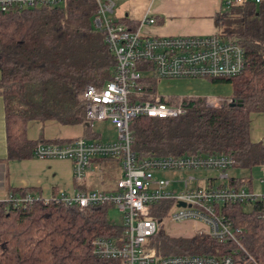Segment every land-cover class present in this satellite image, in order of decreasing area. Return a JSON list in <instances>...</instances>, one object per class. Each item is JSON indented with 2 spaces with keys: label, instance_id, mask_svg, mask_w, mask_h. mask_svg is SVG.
I'll return each mask as SVG.
<instances>
[{
  "label": "trees",
  "instance_id": "16d2710c",
  "mask_svg": "<svg viewBox=\"0 0 264 264\" xmlns=\"http://www.w3.org/2000/svg\"><path fill=\"white\" fill-rule=\"evenodd\" d=\"M95 0H65L58 5H40L0 11V95L4 101L7 159L33 155L39 141L26 135L30 119H56L64 124H83L82 137L93 138L86 115L84 89L103 87L112 78L116 58L104 31L92 24ZM218 31L238 41L246 54V65L231 77H209L231 85L230 98L208 105L204 95L169 94L163 101H180L185 113L172 117L138 115L129 121L131 148L137 158L168 154H227L231 166L252 168L264 163V144L250 135V115L264 113V0L233 1L215 15ZM127 26L133 24L121 18ZM143 90H157L154 78L144 76ZM115 157H108L111 159ZM104 159V158H102ZM105 160V159H104ZM230 186L250 188L251 178L227 174ZM212 185V184H211ZM10 194L23 196L33 187H10ZM16 205L0 200V264H124L120 258L92 253L97 235L117 236L123 225L111 222L112 203L77 206L39 196ZM170 201L153 204L158 220L150 245L159 254L231 251L234 244L203 232L192 237L170 236L160 220ZM239 229L238 238L257 264H264V197L228 203L220 207ZM245 253L235 256L237 263ZM244 264H252L245 263ZM239 264V263H238Z\"/></svg>",
  "mask_w": 264,
  "mask_h": 264
},
{
  "label": "built area",
  "instance_id": "2783aa9c",
  "mask_svg": "<svg viewBox=\"0 0 264 264\" xmlns=\"http://www.w3.org/2000/svg\"><path fill=\"white\" fill-rule=\"evenodd\" d=\"M65 0H0V11L21 8L58 5ZM97 9L92 16V24L104 31L105 40L110 45L116 67L112 78L101 88L93 84L84 89L86 115L91 122L109 120L118 130L113 140H88L77 136L61 142L39 141L33 147V157L61 158L72 161L73 175L82 179L97 157H115L120 162L123 175L116 182V189L104 192L97 189H79L64 193L59 191L51 198L61 200L63 204L93 206L112 203L122 213V234L117 236L97 235L92 240V253L103 258H120L124 264H257L247 254L239 241V229H232L231 221L220 211L225 204L241 201H253L264 197V189L257 192L243 185L230 186L225 181L208 184L203 187H189L190 179H167L154 175L157 170L189 169L194 167H213L223 172L231 168L232 158L227 154H168L139 159L131 148L129 121L138 115L154 117H172L185 113L181 102L173 104L163 101L168 97L158 90H143L141 80L144 76L159 80L192 79L200 77H231L244 69L246 57L238 41L224 37L219 31L208 34H146L141 30L143 23H152L153 16L144 14L137 27H129L120 18L113 16L114 0H95ZM233 1L227 0V4ZM259 2L260 0H254ZM182 96V95H179ZM208 105H217L223 97L205 96ZM264 186V176L260 178ZM182 181L184 188L174 189L172 183ZM39 196L26 193L23 196L10 194L7 200L16 205L33 202ZM49 198V199H51ZM47 200L48 198H44ZM48 199V200H49ZM168 200L170 206L160 220L181 221L189 218L201 226L193 227L195 233L203 232L220 242L229 240L234 244L231 251L212 254L185 252L159 254L150 245L151 237L156 233L158 220L151 214V208L157 201ZM184 202V205L178 202ZM194 233V234H195ZM193 234V235H194ZM245 253L241 262L236 263L235 256Z\"/></svg>",
  "mask_w": 264,
  "mask_h": 264
},
{
  "label": "crops",
  "instance_id": "0c3cea01",
  "mask_svg": "<svg viewBox=\"0 0 264 264\" xmlns=\"http://www.w3.org/2000/svg\"><path fill=\"white\" fill-rule=\"evenodd\" d=\"M121 3L122 4H120L119 9L120 13L119 15H116V17L120 19L126 17L127 21L129 20L134 27H137L144 14H149L150 16H153L154 21L152 23H143L141 30L143 33L155 34V36L168 34H212L213 32L218 31L219 28L215 15L217 12L228 6L227 0H123ZM196 79L205 80L212 83L209 77H197L186 80ZM159 82H161V80L157 82V85ZM214 83L227 84L225 82ZM187 94L183 93L179 95ZM230 94L231 91L228 93V95H220L219 93L216 94V96L223 98L227 97L229 99L231 97ZM201 95L207 96L208 94ZM4 106L5 104L3 98L0 95V200L8 199L10 195V187H33V195L48 199L52 196H56L61 190H63L64 193H69L76 190L78 191L79 189H97L104 192H109L116 189V182L123 175L120 162L117 160V158H93L86 175L82 179L78 180H76L73 175L74 171L72 170V161L69 159L62 160L61 158H35L33 155L22 159H7V132H5L6 118ZM252 115H260L264 118V113L262 112L257 114L252 113L250 115V123ZM93 123L94 121L92 122L91 127L93 131L96 132V136L91 139L102 140L101 134L97 129L94 128ZM251 125V137L256 141L262 140L264 144V135H262V137H255L251 131ZM84 130L83 124H61L60 121L56 119H30L26 125V135L34 142L39 139L49 141L52 139L67 140L71 138H77V136H83ZM87 139L91 140L89 138ZM115 169L122 171L117 180L115 179L111 182L106 180L103 173ZM159 171L160 170H157L156 172ZM195 179L196 178L193 177L190 180ZM196 180L197 182L195 186L203 185L200 183L199 179ZM204 180V185L215 184L213 177L209 176ZM178 182L180 181L172 183V186L175 190L178 189ZM250 188L256 190L253 187L252 180ZM193 223V227L201 226V223Z\"/></svg>",
  "mask_w": 264,
  "mask_h": 264
},
{
  "label": "rangeland",
  "instance_id": "374dc122",
  "mask_svg": "<svg viewBox=\"0 0 264 264\" xmlns=\"http://www.w3.org/2000/svg\"><path fill=\"white\" fill-rule=\"evenodd\" d=\"M115 1V7L113 16L119 15L120 13V4L123 2V0H114ZM158 91L160 90L164 94H187V93H196L198 95L201 94H208L212 97H215L216 94L220 95H228V93L231 91V86L228 84H213L210 82H207L205 80H161L158 84ZM251 131L255 137H262L264 135V118L260 115H252L251 119ZM94 128L98 130V132L101 134L102 140L105 139H115L118 137L117 128L107 119L102 120H94ZM120 171V172H119ZM121 170H111L106 173H103L104 178L108 181L117 180L119 177ZM221 170L215 169L213 167H194L189 169H178L176 172L171 170H164L162 172H154V175L156 177L161 178H167V179H184L189 178L190 176L195 177L196 179H199L200 183L204 185L205 178L206 177H213L214 183L216 186L218 184L227 181L226 177H221ZM223 172H226L231 175H238L240 177H247L252 179L253 187L257 190L258 193H260L261 190L264 189V186L262 183H260V178L264 176V163L259 164V166H254L252 168H243L238 166H231V168H226ZM190 180L189 187L195 186L197 180ZM204 180V181H203ZM178 189L184 188L183 182L181 181L177 183ZM201 184V185H202ZM202 185V186H203ZM107 217L111 222H115L116 224L122 225V213L119 212V209L116 206H111L108 209ZM163 224V223H162ZM193 219H183L181 221H169L167 219L164 220L163 229L167 234L170 236H189L192 237V235L195 233V229L193 228Z\"/></svg>",
  "mask_w": 264,
  "mask_h": 264
},
{
  "label": "water",
  "instance_id": "95a60500",
  "mask_svg": "<svg viewBox=\"0 0 264 264\" xmlns=\"http://www.w3.org/2000/svg\"><path fill=\"white\" fill-rule=\"evenodd\" d=\"M178 204H180V205H184L185 203H184V202H182V201H180V202H178Z\"/></svg>",
  "mask_w": 264,
  "mask_h": 264
}]
</instances>
